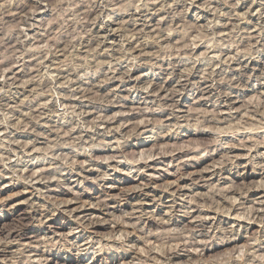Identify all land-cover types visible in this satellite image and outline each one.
Instances as JSON below:
<instances>
[{"label": "clouds", "instance_id": "clouds-1", "mask_svg": "<svg viewBox=\"0 0 264 264\" xmlns=\"http://www.w3.org/2000/svg\"><path fill=\"white\" fill-rule=\"evenodd\" d=\"M0 264H264V0H0Z\"/></svg>", "mask_w": 264, "mask_h": 264}]
</instances>
